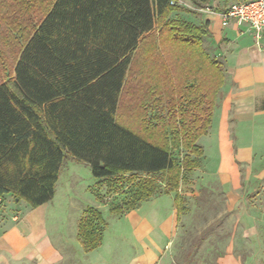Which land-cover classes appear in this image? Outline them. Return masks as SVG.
I'll return each instance as SVG.
<instances>
[{"label":"trees","instance_id":"1","mask_svg":"<svg viewBox=\"0 0 264 264\" xmlns=\"http://www.w3.org/2000/svg\"><path fill=\"white\" fill-rule=\"evenodd\" d=\"M41 1L11 70L0 52V206L5 196L31 209L50 202L66 160L114 191L127 185L120 213L161 181L163 194L173 192L197 166L184 169L173 154L201 157L196 142L210 125L181 123L178 105L211 101L223 82L220 64L205 57V31L171 18L186 0ZM182 202L175 195L178 213ZM102 226L96 209L84 212L83 253L101 245Z\"/></svg>","mask_w":264,"mask_h":264},{"label":"rangeland","instance_id":"2","mask_svg":"<svg viewBox=\"0 0 264 264\" xmlns=\"http://www.w3.org/2000/svg\"><path fill=\"white\" fill-rule=\"evenodd\" d=\"M42 6L41 0H0V52L9 70L14 62L18 41L29 29L28 23L34 18L36 10ZM181 6L184 7L183 3ZM190 7L195 12V8ZM247 38L251 45L254 44L250 34ZM252 126H256L258 132L249 145L255 153L264 154V124L256 122ZM230 137L233 142L236 141L233 132ZM210 141H200L205 152L203 158L188 155L185 151L173 154L183 168L191 160L196 163L194 170L182 168V179L196 181L200 195L185 200L186 211L177 223H173L169 244H161L162 250L155 251L158 254L156 264H264V217L260 218L254 213H264V155L258 167L239 161L235 152L230 156L233 177L239 187L232 194L238 200L228 211L223 194L210 193L211 196H207L204 194L207 187L201 189L199 186L201 181L213 178V172L209 169H214L217 164L213 142L207 144ZM129 190L126 185L114 191L111 182L104 183L93 178L89 168L82 163L72 160L63 163L47 215H57L63 226L61 232L73 240L84 212L94 208L103 221V243L88 255L83 254L77 245L68 246L63 252V260L57 264H132L129 261L134 257L144 259L143 256L149 253L147 246L160 243L157 235L142 236L138 235L141 229L129 228L128 214L120 213L117 209L129 196ZM161 192L160 185L157 196ZM13 205L22 215L32 210L24 202ZM114 206L115 214L109 209ZM169 210L167 198L161 199L155 209L162 218L167 216Z\"/></svg>","mask_w":264,"mask_h":264},{"label":"crops","instance_id":"3","mask_svg":"<svg viewBox=\"0 0 264 264\" xmlns=\"http://www.w3.org/2000/svg\"><path fill=\"white\" fill-rule=\"evenodd\" d=\"M237 1L241 0H186L182 2L185 10L177 11L171 16L173 19L191 23L205 31L202 39L205 57L207 61L218 62L222 68L223 82L217 95H214L211 101L209 95L203 102L183 101L178 105L177 116L184 124L200 122L209 117V128L206 134L197 140L196 146L202 150L201 158H203L205 152L200 141L211 139L207 144L213 142L217 164L214 169H209L213 172V178L201 181L199 186L202 187L201 189L207 187V193H204L207 196H211L210 193L223 194L228 211L233 209L238 200L237 197L233 198L232 194L239 187L233 177L234 169L229 162L230 156L235 152L239 161L258 167L261 156L264 155L255 153L249 145L252 137L258 132L256 126L252 125L256 122L264 124V30L261 34V48H257L255 43L252 45L249 43L247 35L250 34L252 40L254 39L252 31L247 26H237L234 23H229L226 27L221 25L219 13ZM190 6L195 8V12ZM205 9L211 13L205 12ZM214 69H207V74L211 73L214 76ZM165 114V109L161 106L160 117H165ZM231 132L234 133L235 142L231 140ZM183 175L182 172L173 192L163 194L165 185L161 181L158 184L162 186L160 196H157V188L151 197L140 202L134 210L125 212L129 216V228L141 229L138 235H157L160 240L159 244L152 243L151 246L146 247L149 253L143 256L144 259L134 257L130 259V263L156 264L158 254L155 251L162 250L161 244H169L173 223H177L186 211L185 200L200 195L196 181L183 180ZM262 177L264 178V168ZM175 195L183 201L179 213L174 203ZM164 198H167L170 210L167 216L162 218L157 215L155 209L159 201ZM49 203L22 215L13 205L16 203L13 202L12 197H4L0 206V264L23 262L57 264L63 260V252L68 246L77 245L82 251L81 243L76 236L72 240L61 232L63 226L62 222L58 221V216L47 215ZM72 208L73 206L70 207ZM254 213L260 218L264 217V213L256 211ZM102 243L103 238L101 245ZM152 256H154L153 260Z\"/></svg>","mask_w":264,"mask_h":264},{"label":"built area","instance_id":"4","mask_svg":"<svg viewBox=\"0 0 264 264\" xmlns=\"http://www.w3.org/2000/svg\"><path fill=\"white\" fill-rule=\"evenodd\" d=\"M183 1H178L181 5ZM172 1L170 5H174ZM211 13L208 9L204 10ZM202 12V10H201ZM221 25L226 27L229 23L237 26L245 25L253 33L255 46L260 48L261 34L264 30V0H241L225 7L220 13Z\"/></svg>","mask_w":264,"mask_h":264}]
</instances>
